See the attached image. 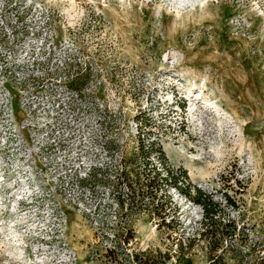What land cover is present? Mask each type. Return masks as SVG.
<instances>
[{
	"label": "rangeland",
	"instance_id": "rangeland-1",
	"mask_svg": "<svg viewBox=\"0 0 264 264\" xmlns=\"http://www.w3.org/2000/svg\"><path fill=\"white\" fill-rule=\"evenodd\" d=\"M138 132L189 177L173 222L128 207ZM213 256L264 264V0H0V264Z\"/></svg>",
	"mask_w": 264,
	"mask_h": 264
},
{
	"label": "trees",
	"instance_id": "trees-1",
	"mask_svg": "<svg viewBox=\"0 0 264 264\" xmlns=\"http://www.w3.org/2000/svg\"><path fill=\"white\" fill-rule=\"evenodd\" d=\"M147 140V138L141 137V132H138L129 155H120V167L117 172L123 178L126 189L125 199L131 210L146 213L152 217L158 215L163 221L165 217H169L170 222H173L175 211L173 214L170 213V206L173 202L165 190L167 187H172L187 198H191L189 177L185 170L173 169L158 141ZM194 189H196L198 197L193 201L202 208L199 230L200 234L205 236L210 230L217 209L212 201H206L200 194L199 188L195 187ZM126 231L131 232V228L128 227ZM132 237L129 235L128 238ZM128 238L125 240L126 243L129 242ZM133 259L137 260L136 254ZM207 264L226 263L220 257L213 256Z\"/></svg>",
	"mask_w": 264,
	"mask_h": 264
}]
</instances>
